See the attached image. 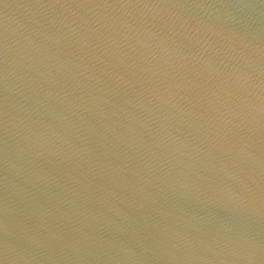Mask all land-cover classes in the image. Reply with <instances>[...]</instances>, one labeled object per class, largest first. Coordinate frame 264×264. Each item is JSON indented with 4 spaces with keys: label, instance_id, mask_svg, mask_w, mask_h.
I'll use <instances>...</instances> for the list:
<instances>
[{
    "label": "water",
    "instance_id": "water-1",
    "mask_svg": "<svg viewBox=\"0 0 264 264\" xmlns=\"http://www.w3.org/2000/svg\"><path fill=\"white\" fill-rule=\"evenodd\" d=\"M0 264H264V0H0Z\"/></svg>",
    "mask_w": 264,
    "mask_h": 264
}]
</instances>
